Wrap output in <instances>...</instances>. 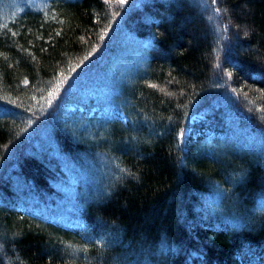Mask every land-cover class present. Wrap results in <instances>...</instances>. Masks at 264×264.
<instances>
[{
    "label": "trees",
    "instance_id": "1",
    "mask_svg": "<svg viewBox=\"0 0 264 264\" xmlns=\"http://www.w3.org/2000/svg\"><path fill=\"white\" fill-rule=\"evenodd\" d=\"M236 192L264 194V0H0V264H87L70 245L107 227L165 264H264Z\"/></svg>",
    "mask_w": 264,
    "mask_h": 264
},
{
    "label": "clouds",
    "instance_id": "2",
    "mask_svg": "<svg viewBox=\"0 0 264 264\" xmlns=\"http://www.w3.org/2000/svg\"><path fill=\"white\" fill-rule=\"evenodd\" d=\"M247 174H243L236 177V186L241 184ZM211 188V186H209ZM213 192L217 193L218 189L212 188ZM235 192V189H233ZM237 207L234 211L236 215H252V216H264V210L258 207V201L260 198H264L262 194L257 202L246 208V213L240 212V206L243 205L239 193H235ZM204 207L214 215V217L221 218L226 214H232L225 209L224 205L218 202L215 198L211 200H205ZM109 228L107 227L99 236L104 237L103 242L99 246L93 245V249L82 246L70 245L76 252H84L88 254L87 264H165L166 249L169 245V241L163 240L158 248L153 249L150 245L137 243L133 246L131 241H125L123 239V227H119L117 231L113 232L111 236H108ZM162 243L167 245L162 247ZM119 249V250H118ZM94 250L95 254L89 253Z\"/></svg>",
    "mask_w": 264,
    "mask_h": 264
},
{
    "label": "rangeland",
    "instance_id": "3",
    "mask_svg": "<svg viewBox=\"0 0 264 264\" xmlns=\"http://www.w3.org/2000/svg\"><path fill=\"white\" fill-rule=\"evenodd\" d=\"M86 84H88V86H90V87H92V86H94V87H96L95 85H90L91 83L90 82H86ZM90 87H85V84L83 85V88H79V89H77V91H78V95H79V97H78V99H79V101H84V99L88 96V94H90L92 97H96V92L98 91V93H99V97H101V96H103V93H104V91L102 90V89H100V88H98L97 89V91H94V90H92V88H90ZM88 93V94H87ZM93 103H94V105L91 107V110H90V112H92V111H94V110H98V111H100V108H99V106L101 105L100 103H101V101H99L98 100V98L96 99L95 98V100L94 101H92ZM76 103H78V102H75V103H72V104H70V105H68V106H66L65 107V110H64V113L65 114H67V115H69L70 113H72L71 112V110L72 109H74L75 107H76ZM99 103V104H98ZM103 105V104H102ZM79 109H82L83 107L81 106V107H78ZM58 113H60V111L58 112Z\"/></svg>",
    "mask_w": 264,
    "mask_h": 264
}]
</instances>
